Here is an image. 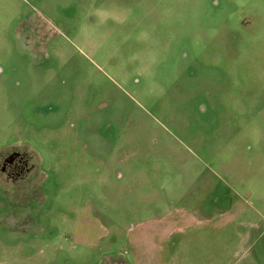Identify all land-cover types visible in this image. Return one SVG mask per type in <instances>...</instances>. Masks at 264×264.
I'll list each match as a JSON object with an SVG mask.
<instances>
[{"label": "rangeland", "instance_id": "1", "mask_svg": "<svg viewBox=\"0 0 264 264\" xmlns=\"http://www.w3.org/2000/svg\"><path fill=\"white\" fill-rule=\"evenodd\" d=\"M13 144L0 264H264V0H0Z\"/></svg>", "mask_w": 264, "mask_h": 264}, {"label": "flooded vegetation", "instance_id": "2", "mask_svg": "<svg viewBox=\"0 0 264 264\" xmlns=\"http://www.w3.org/2000/svg\"><path fill=\"white\" fill-rule=\"evenodd\" d=\"M36 164L37 160H35V157L30 151L13 144L5 153L0 155V172L2 174L0 175V180L3 181L4 175L7 181H24L31 177V173L35 170ZM109 264L126 263L121 258H110Z\"/></svg>", "mask_w": 264, "mask_h": 264}]
</instances>
